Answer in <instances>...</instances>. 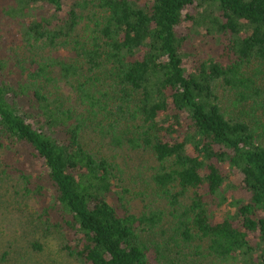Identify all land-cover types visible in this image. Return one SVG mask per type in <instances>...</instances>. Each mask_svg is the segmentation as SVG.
<instances>
[{"label": "trees", "instance_id": "1", "mask_svg": "<svg viewBox=\"0 0 264 264\" xmlns=\"http://www.w3.org/2000/svg\"><path fill=\"white\" fill-rule=\"evenodd\" d=\"M0 210V264H264V0H0Z\"/></svg>", "mask_w": 264, "mask_h": 264}, {"label": "rangeland", "instance_id": "2", "mask_svg": "<svg viewBox=\"0 0 264 264\" xmlns=\"http://www.w3.org/2000/svg\"><path fill=\"white\" fill-rule=\"evenodd\" d=\"M120 161L122 162L121 159H120ZM136 161H137V159H135L134 161L131 162V166H132V167L136 166V163H135ZM144 164H146V166L149 165L148 162H145ZM2 212L4 213L3 210H0V217H2V214H1ZM12 217L16 218L15 216H12ZM12 217L8 215L6 221L4 222V224H3V226H2V229H3L2 232H3V234H5V235L8 234V230H9V227H10V219H12ZM48 248H51V247L48 246V247L45 248V250H44L42 253H37V254H35V258H36V260H42V259H45V260H46V264H66V263H64V262L59 261L57 257H56V259H57V263H52V262H51V258H52L53 256H52V255H50V256H48V257L45 256V255H46V252L49 251ZM30 255H32V254L30 253ZM37 256H38V257H37ZM30 257H32V256H30ZM30 260H31V258L28 257V262H29ZM30 264H33V263H30ZM34 264H45V261H43V262H37V263H34Z\"/></svg>", "mask_w": 264, "mask_h": 264}]
</instances>
